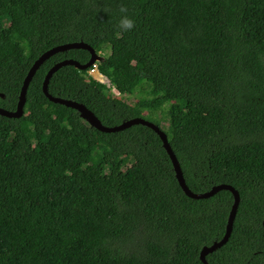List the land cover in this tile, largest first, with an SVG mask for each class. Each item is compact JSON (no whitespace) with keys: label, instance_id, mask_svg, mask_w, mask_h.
<instances>
[{"label":"trees","instance_id":"trees-1","mask_svg":"<svg viewBox=\"0 0 264 264\" xmlns=\"http://www.w3.org/2000/svg\"><path fill=\"white\" fill-rule=\"evenodd\" d=\"M121 6L135 27L118 37ZM74 40L108 51L86 68L59 66L47 91L105 125L150 120L171 99L167 128L152 121L187 187L223 182L239 195L229 235L206 261L264 264V0H0V106L14 109L42 51ZM88 56H48L21 115H0V264H201L200 246L223 234L231 192L185 195L151 128L100 131L44 95L53 62ZM143 86L137 106L124 100Z\"/></svg>","mask_w":264,"mask_h":264},{"label":"water","instance_id":"water-1","mask_svg":"<svg viewBox=\"0 0 264 264\" xmlns=\"http://www.w3.org/2000/svg\"><path fill=\"white\" fill-rule=\"evenodd\" d=\"M69 48L86 49L89 52V56H88L87 60L83 63H80L73 58L66 57V58H62L58 61L53 62L48 67V69L46 70V72L43 76L42 82H41V90L49 100H51L52 102L60 103V104H63L65 106H69L71 108H74L78 112L79 116L84 118L85 121L89 125L93 126L94 128H96L97 130H100V131L109 132V131L120 130V129H123V128L131 125V124H136V123L143 124V125H146L149 128H151L158 135V137L161 141V145L164 148V150L166 151V153L169 157V160L171 162V166H172V169L174 172V177H175L178 185L180 186L181 190L184 192L185 195L192 197V198H202V197L210 196L211 194L215 193L219 189H227L231 192L232 203H231L230 209H229L228 214H227L223 234L221 235V237L219 239L212 240L209 244L201 245L199 250H198V258H199L201 264H210L206 261L205 254L214 250L215 248H217L218 246H220L221 244H223L226 241V239L229 235V232L231 230L233 217H234L235 210H236L238 200H239V195H238L237 190L232 185H230L228 183H223V182L215 183V184L211 185L207 190H204L201 192H195V191L190 190L187 187V185L185 184L180 166L178 164V161H177L174 153L172 152V150L169 146L165 132L160 128V126L158 124L154 123L153 121L148 120V119H144L140 116H134L131 118L121 120L120 122L113 124V125H105V124H102L100 122V120L92 113V111L89 110L83 103L75 101L73 99L55 96V95L50 94L47 91L48 78L50 77L51 73L53 71H55L59 66L69 64V65H73L76 68L82 69V68H86L89 65H93L94 61L99 59L98 53L96 51H94V49L90 45H88L87 43H85L81 40H74V41H68V42L55 44V45L47 48L46 50L42 51L33 60V62L30 64L29 68L27 69V71H26V73L22 79L14 109L10 110V109H6V108H3L0 106V115H4V116H8V117H18L19 115H21L24 100H25V90H26L27 84H28L31 76L33 75L34 71L36 70V68L39 66V64L44 59H46L51 54H53L57 51H62V50L69 49Z\"/></svg>","mask_w":264,"mask_h":264},{"label":"rangeland","instance_id":"rangeland-1","mask_svg":"<svg viewBox=\"0 0 264 264\" xmlns=\"http://www.w3.org/2000/svg\"><path fill=\"white\" fill-rule=\"evenodd\" d=\"M108 49H103V50H100L98 52V56L99 58L103 55H105L107 53ZM88 73L95 79L99 80V81H102L104 82L106 85H108V81H107V78L100 74L97 69L94 67V70L92 71H89L88 70ZM148 86H143L142 88H138V89H135V92L132 93V94H123V98L125 101H127V103L131 104L132 106H137V98L138 97H141V96H146L147 93L144 91L146 90ZM110 92L112 93H117L116 90H114L113 88H111ZM172 100H167V101H164L163 104L158 107V108H153V110L151 111L150 115H145L146 118H150V120H154L155 122H159L160 126L162 128H167V121L165 118H162L165 116V114L167 115V108H168V105L169 103L171 102ZM142 112H145V110H142ZM165 113V114H164Z\"/></svg>","mask_w":264,"mask_h":264},{"label":"clouds","instance_id":"clouds-1","mask_svg":"<svg viewBox=\"0 0 264 264\" xmlns=\"http://www.w3.org/2000/svg\"><path fill=\"white\" fill-rule=\"evenodd\" d=\"M120 12L123 13L124 15L121 16L119 22H118V31L116 35L119 37L121 36L124 32H129L135 27V21L130 18L127 13V8L124 6L120 7Z\"/></svg>","mask_w":264,"mask_h":264},{"label":"bare ground","instance_id":"bare-ground-1","mask_svg":"<svg viewBox=\"0 0 264 264\" xmlns=\"http://www.w3.org/2000/svg\"><path fill=\"white\" fill-rule=\"evenodd\" d=\"M92 70H94V68H93ZM92 70H91V71H92Z\"/></svg>","mask_w":264,"mask_h":264},{"label":"built area","instance_id":"built-area-1","mask_svg":"<svg viewBox=\"0 0 264 264\" xmlns=\"http://www.w3.org/2000/svg\"><path fill=\"white\" fill-rule=\"evenodd\" d=\"M92 69V68H91ZM90 70V69H89Z\"/></svg>","mask_w":264,"mask_h":264}]
</instances>
